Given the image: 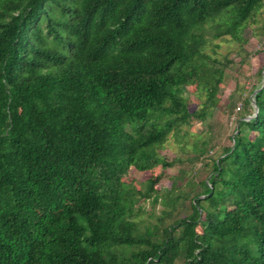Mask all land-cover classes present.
Listing matches in <instances>:
<instances>
[{"label":"trees","instance_id":"1","mask_svg":"<svg viewBox=\"0 0 264 264\" xmlns=\"http://www.w3.org/2000/svg\"><path fill=\"white\" fill-rule=\"evenodd\" d=\"M263 4L0 0V264H264V83L196 193L156 188L168 137L218 106L206 28L240 42ZM140 201L165 209L143 231Z\"/></svg>","mask_w":264,"mask_h":264},{"label":"rangeland","instance_id":"2","mask_svg":"<svg viewBox=\"0 0 264 264\" xmlns=\"http://www.w3.org/2000/svg\"><path fill=\"white\" fill-rule=\"evenodd\" d=\"M264 4L254 15L251 22L242 32V41L236 42L223 36L218 39L212 37L210 27L206 28L207 42L203 53L211 60L223 65L222 80L217 92L218 106L206 111L203 120H191L187 125L180 127L177 137L169 136L160 155L166 161L174 160L170 167L161 171V178L156 188L161 193L165 192L172 181L178 190L174 196L187 193L190 198L198 191L196 184L204 181L211 170V162L215 160L223 148L231 145V136L236 126V119L243 113L242 101L247 99L251 104V93L254 88L263 83V70L261 76L256 74L264 62ZM217 66V65H216ZM182 97L186 100L189 111L199 109L202 95L184 91ZM231 105V109H228ZM246 119V118H245ZM205 143V148L212 147L200 160L193 159L195 151ZM137 182L143 181L145 175L131 173ZM188 199L183 202V207L178 206L171 218H165L164 226L171 220L183 218L189 214ZM182 202L177 200V204ZM141 213L137 218L139 230L152 228L165 210L160 203L152 204L150 201H140L137 204ZM174 264H181L176 261Z\"/></svg>","mask_w":264,"mask_h":264},{"label":"water","instance_id":"3","mask_svg":"<svg viewBox=\"0 0 264 264\" xmlns=\"http://www.w3.org/2000/svg\"><path fill=\"white\" fill-rule=\"evenodd\" d=\"M262 77H263V74H262ZM263 83H264V77H263ZM255 92H256V91H253L252 95H254ZM254 113H255V108H254ZM247 119H249V117L246 118V120H247Z\"/></svg>","mask_w":264,"mask_h":264}]
</instances>
